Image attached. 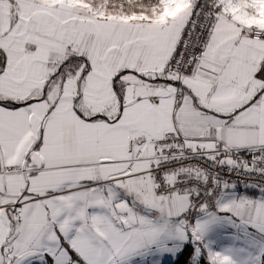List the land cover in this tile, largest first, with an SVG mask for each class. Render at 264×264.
<instances>
[{
    "label": "snow or ice",
    "instance_id": "snow-or-ice-1",
    "mask_svg": "<svg viewBox=\"0 0 264 264\" xmlns=\"http://www.w3.org/2000/svg\"><path fill=\"white\" fill-rule=\"evenodd\" d=\"M0 264H264V0H0Z\"/></svg>",
    "mask_w": 264,
    "mask_h": 264
},
{
    "label": "built area",
    "instance_id": "built-area-1",
    "mask_svg": "<svg viewBox=\"0 0 264 264\" xmlns=\"http://www.w3.org/2000/svg\"><path fill=\"white\" fill-rule=\"evenodd\" d=\"M224 175L227 176V173H224ZM232 179L235 180V179H236V176L233 175V176H232ZM241 179H243V177H242Z\"/></svg>",
    "mask_w": 264,
    "mask_h": 264
}]
</instances>
